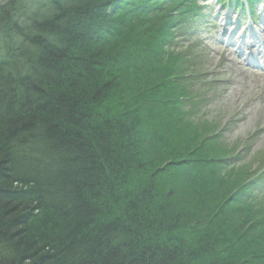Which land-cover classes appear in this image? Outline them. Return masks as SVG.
<instances>
[{"label":"trees","instance_id":"16d2710c","mask_svg":"<svg viewBox=\"0 0 264 264\" xmlns=\"http://www.w3.org/2000/svg\"><path fill=\"white\" fill-rule=\"evenodd\" d=\"M130 1L128 5L126 0L1 1L6 4L0 6V99L5 102L0 107V169L13 161L22 175L13 181L0 177V245L17 247L19 251L27 242H33V234L32 238L22 236V226L25 219H30L33 223L28 229L32 230L39 219L41 224L44 220V226H49L52 239L47 243L36 240L33 245L29 243L30 254L21 264H110L112 256L119 259L122 254L134 255L141 246V241L135 238L147 229L146 223H151L160 227L156 233L160 243L164 242L162 235L166 233H172L181 242L179 249H174L178 252L170 253L171 248L167 247L162 264L179 261L181 264V259L189 264H229L230 261L235 264L233 255L238 264H256L264 257L262 177L250 172L247 177L252 176L249 180L254 177L253 180L240 183L245 184L243 188L236 187L227 180L233 179L234 171L230 167L221 170L215 165L220 173L211 170L212 174L207 176L206 167L195 169L198 175L188 164L199 155L204 139L194 122L197 114L194 116L192 107L189 110L186 106L191 103L199 106L200 101L198 94H191L195 86L189 80L180 83L179 93L172 84L187 76L181 71L188 70L190 57L183 54L178 58L173 52L177 36L170 34L174 30L170 21H187L189 25V19L195 17L190 16L188 9L198 8L195 3L191 8V0ZM165 7L170 12L163 16ZM156 8L160 11L156 12ZM98 11H101L99 18L95 16L99 15ZM153 25L160 28L157 36L163 37L152 43L151 36L157 38V33L152 32ZM144 47L151 48L153 54L147 51L141 54ZM53 87L59 92L55 93ZM163 87H166L164 91ZM69 88L75 91L70 92ZM61 95L66 97L68 105H55ZM66 107L78 117L83 111L77 123L68 121L71 129L64 133L68 142L60 143L61 134L53 129L46 136L40 124L37 132L23 128L38 122L42 115L49 121H64ZM104 129L111 132L105 136ZM208 130V134L212 132L209 127ZM104 137L110 142L127 139L132 144L124 155L131 170L122 168L123 164L110 154L114 147L91 153L97 142L104 146ZM94 142L93 148L90 145ZM205 154L210 158L218 155L210 151ZM97 156L105 157V165L94 163L101 161ZM78 157H81L79 161ZM113 163L118 164L116 169ZM172 165L179 167V172H171ZM133 173L137 175L135 178ZM213 174L215 179L210 181ZM110 177L119 186L118 198L101 192ZM219 177L225 185L219 183ZM100 178L106 179L103 187L98 185ZM135 179L139 181L138 191L131 188L124 191L128 181ZM253 181L260 183L257 189ZM157 182L161 184L160 193L150 189ZM218 192L224 196L222 200ZM43 196L47 200L38 202ZM242 203L248 211L238 208ZM229 206L235 210L228 212ZM34 212L42 217L36 218ZM95 215L104 221L99 222L100 219L96 223ZM187 218L198 220L200 226L214 228L188 237L182 229ZM240 225L245 228L238 235ZM224 228L230 238L226 242L227 255L214 256L212 253L223 241V235L226 237ZM213 231L216 234H211ZM83 232L88 236H81ZM83 237L89 244L82 241ZM142 237L143 241L145 236ZM186 238L187 251L183 246L188 243ZM156 248H159L157 243ZM207 252L206 258L203 254ZM46 254L56 255V259H43ZM0 263H8V259Z\"/></svg>","mask_w":264,"mask_h":264},{"label":"rangeland","instance_id":"374dc122","mask_svg":"<svg viewBox=\"0 0 264 264\" xmlns=\"http://www.w3.org/2000/svg\"><path fill=\"white\" fill-rule=\"evenodd\" d=\"M1 1L2 0H0V6H4L6 2L3 3ZM38 1L42 2V0H38ZM196 1L197 3L200 4V6L206 4L205 7L208 6L209 8L208 10L210 12L213 11L217 15L218 12H220L219 15L221 16L222 20L218 23V27H217L218 30L216 33L214 32V38L210 37L209 36L210 34L209 35L202 34L200 37H198L199 33L198 32L196 33L195 31L187 34L186 36H182L178 38V35H183L182 32H178L176 44L174 45L175 49H173V52L176 53L178 58L182 57L183 54L186 55V57L189 55L190 66L188 67L187 71L186 68L185 70H182L181 73L191 75L188 80L189 82L192 83V85L195 86L191 94H198L199 95L198 100L200 101L199 106L198 104H195L196 106L195 107L193 106V103H191L190 106L188 105L186 106L189 108V110L192 107V113L194 114V116L197 114L195 117L198 118H195L194 122L196 124L198 132L201 135V139H204V146L202 147V149L200 148L201 151L199 155L191 159V162L194 163L190 168L193 172H195V174L197 173L198 175H200L199 171L198 172L195 171V168L200 170L203 167H206L207 168L205 169L206 174L207 176H210L212 174V171H215L216 173L218 172L220 173V170L215 169V165L218 166L221 170L222 169L224 170L226 167L227 168L230 167L231 170L234 171L233 179H227V180L230 181L229 185H233L235 183L236 187L238 185H242L240 183H243V181L247 183V181L253 180L254 177L251 178V180H249V178L252 176L247 177L249 173L252 172L257 175V176L255 175L256 177L258 176L262 177L260 180V182L262 183L261 189L264 190V57L258 56L256 60H260V63L257 64L253 63L252 65L247 60V58L249 57L248 56L249 53L247 54V52L249 51L248 49H245V52L247 54L245 55L242 54L241 51H238L235 46L229 45L232 42V40L234 41L233 42L234 45H236V42L238 44L239 41L238 38H241V36L244 35V33H246L245 39L248 40V43L251 42V39H249L250 38L249 31L247 30V28L253 30L254 34L257 29L261 28L263 30L261 32L263 36L264 26L256 27V25L253 23L264 22L263 21L264 0H196ZM135 3L136 1L133 2V4ZM164 10L165 11L163 16L168 15L170 9H167V7H165ZM127 11L130 12L131 9L128 7ZM159 11L160 8H156V12ZM236 12H239L240 14H236ZM250 12L252 13L253 21L251 23L245 21V23L243 22L245 25L241 26L240 23L239 26H237L236 25L237 20L238 21L240 19L248 20L249 18L245 16V14H249ZM96 13H98L99 15H96L94 13L95 16L99 18V16H101V11H98ZM162 13L163 10L161 14ZM227 13L228 14L230 13L232 16L228 17ZM159 20L162 21V18ZM192 26L193 23L190 24L189 21V28H191ZM151 28L154 34L157 33L156 34L157 38H152L151 36L152 43L154 39L160 41V37L161 38L163 37L161 35L159 37L157 36L159 33H161L160 28H158L156 25L151 26ZM195 34L197 35V37H192ZM230 34H232L233 37ZM147 42L148 41H144L145 44H147ZM248 47H250V45ZM250 48H252V46ZM252 49L254 51L257 50L255 49V47ZM144 51H147V53L149 54H153L151 48L148 49L147 47L146 49V47H144L141 54L144 53ZM56 86H58V84H56ZM53 88H55L53 89L55 93L59 92L58 88L56 87ZM181 88L182 86L179 84L178 87L175 86V90L177 92L181 90ZM50 100L53 102L51 98ZM30 108H32V106ZM72 111L74 112V110H71V112ZM43 112L46 113L47 111L44 110ZM71 112L65 113L66 119H64V121H60V122L49 121L50 119L49 120L45 119L46 115H42L40 116L38 122H34V124L32 125L27 124L23 128H25V130L30 129L33 132H37L39 130L36 129V127H38V125L40 124L41 125L40 128H42L43 133L46 136L49 137L50 135H48V131L53 129L55 131H58L59 134H61L60 136H58L60 143L62 141L68 142V138L66 134H64L67 133L68 128L71 129V126H68L69 124L68 121L71 119H72L71 122L77 123V121H79L77 119L78 117L77 114L75 115V112L74 113ZM82 113L83 111H81V114ZM81 114L79 115V117L81 116ZM71 115L72 117H70ZM65 127L66 130H64ZM208 127L212 131L209 134H208L209 131ZM218 133L219 135H221V138L215 135ZM146 147L147 145L144 146L145 149ZM207 151L216 152V154H218L221 157L218 158V155H213V157L210 158L209 155L206 154L204 155V152ZM244 151L247 152L244 153ZM69 157L72 158V155ZM80 158L81 157H78V161L80 160ZM68 160L70 159L68 158ZM113 166L116 169L118 164L113 163ZM68 168L72 169V166H68ZM53 169L54 168H52V170ZM74 169L77 170L76 168ZM172 170L178 172V169L172 168ZM135 176L137 175L134 174L133 177L135 178ZM215 176L216 175L213 174V176H211L209 180L210 181L214 180ZM99 180L100 181L98 182V185L100 187H103L104 183H106V179L100 178ZM218 181L219 183L221 181L225 185L224 179H221L219 177ZM236 182L239 184H237ZM253 185H255L254 188L257 189L260 183L253 181ZM244 186L245 184L242 185V188ZM222 198H224V196H222V194L219 193V200H222ZM233 210H235L234 206H229L227 208L228 212H232ZM223 211H225V209ZM20 212H22L23 214L24 208L21 209ZM237 214L235 215V217L237 216ZM41 215L42 214H39L38 212H34V216L36 218L40 217ZM45 217L46 214L45 216H43V218ZM221 217H226V215L221 214ZM241 218H243V216H241ZM245 219H247L246 221H250L248 220L249 218L247 216H245ZM29 220L25 219L24 221L25 225L22 226V229L24 231L22 232V236L27 235V236H31L32 238V234H33L34 240L43 243L44 242L47 243V240L49 241L52 239L51 236L48 234L49 226L48 225L44 226L45 224H43L44 220L42 224L39 221V219L38 221L36 220L37 222L35 221L36 223L35 226L32 227V230L28 229L29 225L30 224L32 225L33 223V222L32 223L29 222ZM146 228L147 229L145 231L140 232L139 236L135 238L136 240L141 241L139 244L141 246L137 249V251L134 252V255L131 254V256L129 255L127 256L122 254L119 259H115L114 256H112L110 258L112 263L110 264H121V262H123L124 264H141L142 262L144 264H157L158 262L157 258L159 257L158 254L161 253L162 256L164 251L167 250V247L171 248L172 246L176 245V241L173 242V239L168 244H165V242L160 243L161 242L160 239L159 238L156 239V233L160 229V227L156 226V224L146 223ZM223 230L225 231L224 233L226 237L223 235V241L218 244V247L216 248L217 251L215 249V251H213L212 253V255L214 256H216L218 253L222 257H225L227 255V253L225 252L228 249L226 242H229L228 240L230 238L229 235H227V228H224ZM261 232L264 233L263 231ZM9 235L11 236V234ZM142 236H145L143 241L141 240V238H143ZM135 239L134 237H132L131 242L132 241L134 242ZM6 240L8 244L9 239L6 238ZM155 240L157 245L158 244L161 245L158 246L159 248H157L158 249L157 251H155L156 250ZM175 240H177V244L181 243L179 239H175ZM33 242L30 241L27 242V244L29 245L30 243L33 245ZM187 242H188L187 244H189L188 240ZM28 245H23V247H21L22 249H20L19 251H17V247L14 248L15 249L14 250L12 246L10 247L8 245V247H5L0 245V251L5 249L8 250V252H6L5 250V253L0 254V262H3V260L8 259V263L5 264H15L14 262L16 261L17 263L19 259L20 263L18 262L17 264H21V262H24L25 258L27 260L28 255L30 254L27 253ZM261 246L262 247L264 246V242H261ZM28 251H30V249ZM173 251L174 250L171 249L170 253H172ZM152 252H154L158 256V257L156 256V258L153 260L151 259L152 257H150V254ZM21 253L23 254L25 253L27 254V256H24L23 254L21 255ZM49 254L48 256L47 254L44 255L43 259L44 258L48 260L56 259L55 258L56 255L51 256L53 254L51 255ZM49 256L51 257L49 258ZM232 257L234 263L238 264L236 261V257H234V255ZM113 259L116 260V262H114ZM181 261H182L181 264H189L187 261L184 262L183 259H181ZM179 262L178 263L175 262V264H179ZM232 262L233 261H230L229 264ZM256 264H261V262L256 261Z\"/></svg>","mask_w":264,"mask_h":264},{"label":"bare ground","instance_id":"6f19581e","mask_svg":"<svg viewBox=\"0 0 264 264\" xmlns=\"http://www.w3.org/2000/svg\"><path fill=\"white\" fill-rule=\"evenodd\" d=\"M127 1V5L131 2L130 0H126ZM193 3H195V7L196 8H198V10L196 9H188L189 11H190V16H194L195 18H192V19H189L190 20V24H192L193 23V26L191 27V28H189V25H188V23H187V21H182L181 23H179V22H171L170 21V25L171 26H173L174 27V30L170 33V34H172V35H175L176 34V36H177V33L178 32H182L183 33V35H178V38L179 37H182V36H186L187 34H189V33H192L193 31H195L196 33L198 32L199 33V36L198 37H200L202 34L203 35H209L210 37H212V38H214V32L216 33L217 32V30H218V23L222 20V18H221V16L219 15L220 14V12H218V15L215 13V12H210L208 9V6L207 7H205V5H202V6H200V4L199 3H197V1L196 0H191V2H190V4H192L191 5V8H193L194 6V4ZM206 3V2H205ZM183 7V6H182ZM231 7V6H230ZM184 8V7H183ZM185 9V8H184ZM177 13V12H176ZM228 14V13H227ZM236 14H240L239 12H236ZM187 15H188V13H187ZM174 17H175V14L173 15ZM232 15L229 13L228 14V17H231ZM245 16H247L249 19L248 20H242V19H240L239 21L237 20V26H239V24L241 23V26L242 25H245L244 23H245V21L246 22H252L253 21V16H252V13L250 12L249 14H245ZM264 21V20H263ZM244 22V23H243ZM253 24H255L256 25V27L257 26H264V22H257V23H253ZM1 29V28H0ZM253 29V28H252ZM179 30H181V31H179ZM247 30L249 31V39H251V42H249L248 43V40L247 39H245V37H246V33H244V35H242L241 36V38H238L239 39V41H238V44H237V42H236V45H234L233 44V40H232V42L229 44V45H232V46H235L236 47V49L238 50V51H241V53L242 54H245V55H247L248 53V58H247V60L249 61V63H251L252 65H253V63L254 64H257V63H260V60H256L257 58H258V56H261V57H264V34H263V36H262V34H261V32L263 31L261 28H259V29H255L256 31H255V34H254V31L253 30H250V29H248L247 28ZM251 31V32H250ZM259 31H260V33H259ZM226 34H227V31H226ZM234 34V33H233ZM196 35V34H195ZM195 35H193L192 37H197V35L195 36ZM232 37H233V35L232 34H230ZM229 36V35H228ZM262 36V37H261ZM228 38V37H227ZM176 40H177V38H176ZM231 41V40H230ZM176 44V43H175ZM250 45V47L252 46V48H254L255 47V49H257V50H253L252 48H250V47H248ZM254 45V46H253ZM245 49H248L249 51L247 52V54H246V52H245ZM191 75H187L185 78H183L182 80L181 79H179L177 82H174V83H172L174 86H176V87H178V84L180 85V83L181 82H184L185 80H188L189 79V77H190ZM76 88V87H75ZM166 87H163L162 88V91H164V89H165ZM69 91L70 92H73V91H75L73 88H69ZM69 91H68V94H69ZM66 95H67V92H66ZM4 99H5V97H3ZM66 97L64 98L62 95L59 97V102L58 101H54L55 102V105L57 104L58 106H59V104H60V106L62 105V106H66V105H68L67 103H66ZM58 102V103H57ZM4 100H1L0 99V107H2L1 105H4ZM187 109H189L188 107H186ZM0 111H1V109H0ZM64 111H66V112H69V109H68V107H66V108H64ZM162 116V118L163 119H165V115L164 114H162L161 115ZM104 135L106 136V135H108L111 131H108V130H106V129H104ZM114 132H117V130H115ZM117 133H119V132H117ZM216 136H218L219 138H221V135H219V133L218 134H215ZM154 136V135H153ZM32 140V139H31ZM121 140H123V142H121ZM121 140H115V142L113 141V142H110V141H108L107 140V138L106 137H104L103 138V144H104V146L102 147V145L99 143V142H97L98 144L96 145V143L94 142L93 144L94 145H90L91 147H93L94 148V146L96 145V149H94L91 153H94L96 150H100L101 151V149H103V151H105L106 149H109L110 147H114L113 148V150L111 151V153L110 154H113L114 155V159L119 163V164H123V166H121L122 168H127L128 170H131L132 169V166H130L129 165V161L128 160H126V158H125V156L124 155H127V153H126V150L128 149V148H131V146H132V144L127 140V139H121ZM140 140V139H139ZM141 141V140H140ZM28 143H31L30 141H28ZM30 146H32V144L30 145ZM30 146H28V148H26L27 150H29L30 149ZM202 146V145H201ZM247 151H244V153H246ZM142 155V154H141ZM144 158H145V156L144 155H142L141 156V159L142 160H144ZM87 159H89V158H87ZM96 159H99V160H101V161H98V160H95L96 162H94L95 164H99V163H97V162H101V163H103L104 165H105V157H101V156H97V158ZM91 161V160H90ZM88 162V161H87ZM86 162V163H87ZM91 164H92V161L90 162ZM194 162H188V164L190 165V167L192 166V164H193ZM5 164H7V163H5ZM102 165V164H101ZM172 168H174V169H178V172H179V170H180V168L179 167H177V166H171L169 169H170V171L171 172H176V171H173L172 170ZM126 169V170H127ZM196 169V168H195ZM20 169H18V165L17 164H14L13 163V161H8V164H7V166H6V168H5V166H3V168L2 169H0V177L2 176V178H5V180L7 179H10V180H15L16 178H18L19 176H21L22 175V172L20 171ZM18 172H19V174H18ZM53 172H55V171H53ZM103 173L105 174V176H106V170H105V168L103 169ZM107 177V176H106ZM105 177V178H106ZM138 180V179H137ZM52 184H58V183H52ZM156 184V186L154 185V186H151L150 187V189H157V192L158 193H160L161 192V184H159L158 182L157 183H155ZM15 185H17V184H15ZM77 186V185H76ZM124 187V186H123ZM149 186H145V188H148ZM157 187V188H156ZM129 188H131V189H133V190H135V191H138L137 190V188H139V181L137 182L136 181V179L135 180H133V181H128V186H126V189H124V191H126L127 189H129ZM106 191V193L108 194V196L109 197H111V198H118V196L120 195V189H119V186L117 185V183H116V181H115V179L114 178H112V177H110V182H109V184L108 185H106V187L105 188H101V192H103L104 193V191ZM156 192V194H158ZM100 194V193H99ZM238 195L239 194H237L235 197L237 198L238 197ZM99 197L101 196V195H98ZM38 199V198H37ZM44 199V200H43ZM39 201L38 202H45V200H47V196H43L42 198H40V199H38ZM239 202V201H238ZM240 203V202H239ZM41 204V203H40ZM36 205H34V207H35ZM239 207V209H241V210H246V211H248L247 210V207L245 206V203H242V204H239L238 205ZM96 207H97V205H96ZM29 209H31V208H29ZM34 209H36V207L34 208ZM94 212H97V209H94ZM96 216V219H94V221L97 223L100 219H101V221H99V222H103L104 221V219H102V218H100L98 215H95ZM31 219H34L33 218V215L31 216ZM88 220H92L91 218H87ZM194 220H191V219H189V218H187V220H186V222L184 223V225H183V227H182V229L184 230V233L183 234H186L188 237H191L193 234H195V232H202V233H205L207 230H212L213 228H214V226H206V227H204V226H200L199 224H198V220H195L194 222H193ZM244 226H242V225H240L239 226V231L237 232V234L239 235L240 233H243L244 232ZM94 233V232H93ZM175 234H179L178 232H174ZM211 234H216V231H213V233L211 232ZM217 235H218V233H217ZM217 235L215 236V235H213V236H215V237H217ZM81 236H85V237H87L88 236V234L87 233H85V232H83L82 234H81ZM163 236V238H164V242H165V244H166V242L167 243H169V241L170 240H172V239H174V238H176V239H178V237H176L175 235L173 236L172 235V233L171 234H169V233H166V234H163L162 235ZM85 237H83L82 239V241L83 242H85L86 244H89V242L90 241H88V239L87 238H85ZM90 239H93V235H92V237H90ZM70 240H72V239H69V240H67V241H70ZM191 243V242H190ZM196 245H197V243H196ZM158 246H161V245H159L158 244ZM184 248H185V251H187V250H189V248H188V245H187V243H184ZM179 249V247H178V244L176 245V246H174L173 248L171 247V249ZM193 248V247H192ZM196 248H199V247H196ZM195 248V249H196ZM155 251H157L158 249L155 247ZM181 250H184L183 248H181ZM175 251L176 250H174L173 252L175 253ZM179 250H177L176 252H178ZM262 251H263V253H264V246L262 247ZM155 253L154 252H152L151 254H150V257H152L151 259L153 260V259H155L156 258V254L154 255ZM154 255V256H153ZM158 255H161V253H159ZM206 258H207V256H208V252L207 253H204L203 254ZM163 255L162 256H159L157 259H158V262H157V264H162V262H164V260H163ZM202 259H204V258H202ZM156 261V260H155ZM262 261H264V257L262 258V259H260V262H262Z\"/></svg>","mask_w":264,"mask_h":264}]
</instances>
